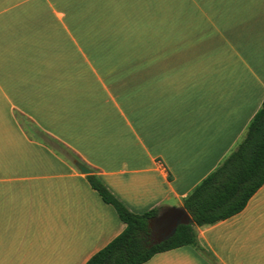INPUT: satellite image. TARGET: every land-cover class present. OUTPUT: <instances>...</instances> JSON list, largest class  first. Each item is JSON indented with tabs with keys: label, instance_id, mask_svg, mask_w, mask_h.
I'll return each mask as SVG.
<instances>
[{
	"label": "crops",
	"instance_id": "1",
	"mask_svg": "<svg viewBox=\"0 0 264 264\" xmlns=\"http://www.w3.org/2000/svg\"><path fill=\"white\" fill-rule=\"evenodd\" d=\"M34 1L0 12L33 7ZM214 2L218 16L220 1ZM212 7L202 52L186 38L166 34L171 52L161 80L127 79L131 60L103 51V39L88 42L71 34L66 43L25 36L22 30H46L44 20L22 26V35L6 45L10 52L0 50L5 61L14 54L22 63H35L14 69L11 79L8 65L0 72L7 107L3 117L0 106V264H86L126 228L75 162L71 166L34 134L21 131L9 108L71 151L135 214L182 207L233 150L264 100V0L259 28L239 19L226 54L220 29L208 15ZM54 10L61 13L46 4L38 14ZM196 25L200 22L192 20L184 28H200ZM61 43L75 51L64 52ZM80 55L83 68L62 60ZM196 232L214 264H264V183L243 210ZM144 264L210 263L184 246Z\"/></svg>",
	"mask_w": 264,
	"mask_h": 264
},
{
	"label": "rangeland",
	"instance_id": "2",
	"mask_svg": "<svg viewBox=\"0 0 264 264\" xmlns=\"http://www.w3.org/2000/svg\"><path fill=\"white\" fill-rule=\"evenodd\" d=\"M219 1L221 10L217 16L214 0H46V3L36 0L33 2L34 4L32 3L33 7L13 10L7 14L4 12L6 15L0 12V15H4L0 18V50L3 53L10 52L6 50V45L12 44L14 37L22 35V26L44 20L47 22L46 30L27 29L26 32L22 30L25 36L53 37L56 38V41L66 43H68L67 38L71 34L74 38L88 40V42L90 40L97 42L96 40L103 39V51L123 53L128 60H131L127 79L132 81L136 76V79L137 77L141 79L154 77L161 80L164 78L162 76L166 59L171 52V47L165 38L166 34L181 39L186 38L187 42L191 44L189 47H193L196 52H202V44L209 28L207 23L211 24L206 14L210 4H213V7L208 15L213 20L214 27L220 29L219 41L224 44L221 54H226L235 41L239 19L248 27L255 25L259 28L258 14L262 15V0ZM17 2L25 4V0H0V10ZM193 3L196 4V9L193 7ZM46 4L54 5L61 13L54 10L53 13L39 15L38 10L45 8ZM192 20L200 22V25H196L200 28L185 29L184 26ZM60 45L64 52L75 51L69 50L67 44L61 43ZM82 50H80L81 53ZM5 57L11 61L0 59V72H3L7 65L10 68L8 69L9 76L6 79L13 77L11 75L14 74L12 72L14 69H24L28 65L29 67L35 66V63L26 60L22 63L20 57L14 54ZM12 57H14V62H12ZM83 59L81 57L72 60V58L65 57L62 60L65 63H75L77 67L83 68L86 63ZM18 62L20 65L17 66ZM195 63L196 68H200L203 64V56L200 55ZM201 74L199 72V76ZM2 100L4 98L0 97V106L4 117V114H7L5 113L7 107L5 108L2 104ZM9 112L21 131L24 132L19 122L22 125L25 124L26 131L30 136L36 132L28 124L25 116L15 109L9 108ZM68 152L72 154L71 151L68 150ZM63 156L61 158L67 162L66 157ZM71 166L73 165L71 164Z\"/></svg>",
	"mask_w": 264,
	"mask_h": 264
},
{
	"label": "trees",
	"instance_id": "3",
	"mask_svg": "<svg viewBox=\"0 0 264 264\" xmlns=\"http://www.w3.org/2000/svg\"><path fill=\"white\" fill-rule=\"evenodd\" d=\"M27 122L35 129V138L44 146L59 156L64 155L72 165L74 162L82 163L63 145ZM19 123L25 132V124ZM86 180L126 225L119 236L93 255L86 264H144L158 253L184 246L192 247L210 264H214L211 256L200 246L196 229L213 226L237 214L263 185L264 100L233 150L183 199L182 207L193 224L179 226L175 234L161 244H154L150 228V222L159 214L160 207L139 214L132 213L107 190L95 174L86 175Z\"/></svg>",
	"mask_w": 264,
	"mask_h": 264
},
{
	"label": "water",
	"instance_id": "4",
	"mask_svg": "<svg viewBox=\"0 0 264 264\" xmlns=\"http://www.w3.org/2000/svg\"><path fill=\"white\" fill-rule=\"evenodd\" d=\"M75 168L83 175H91L93 171L87 166L75 162ZM193 221L183 207H166L150 222L154 244L158 245L169 240L179 226L192 225Z\"/></svg>",
	"mask_w": 264,
	"mask_h": 264
}]
</instances>
